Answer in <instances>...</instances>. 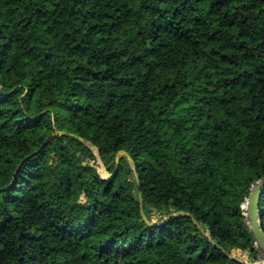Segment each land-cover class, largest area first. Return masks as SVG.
<instances>
[{
    "label": "trees",
    "instance_id": "trees-1",
    "mask_svg": "<svg viewBox=\"0 0 264 264\" xmlns=\"http://www.w3.org/2000/svg\"><path fill=\"white\" fill-rule=\"evenodd\" d=\"M263 176L264 0H0V264L255 262Z\"/></svg>",
    "mask_w": 264,
    "mask_h": 264
},
{
    "label": "water",
    "instance_id": "water-1",
    "mask_svg": "<svg viewBox=\"0 0 264 264\" xmlns=\"http://www.w3.org/2000/svg\"><path fill=\"white\" fill-rule=\"evenodd\" d=\"M72 136L76 137L81 142H89L88 140H86V139H84L82 137L75 136V135H72ZM91 147H95V146L91 144L90 148ZM97 154H98V156L100 158V163H101V165H102V167L104 169L105 168V164H104V162L102 161V159H101V157L99 155V150L98 149H97ZM119 154L126 155L128 157V159L131 161V158L128 156V154L125 151H119V153L116 156V166L119 163V158H120ZM132 166L134 167L133 163H132ZM112 176L113 175L111 174V175L106 176L104 178L108 179V178H111ZM263 192H264V176L262 178H260L259 180H257L256 183L252 186L250 194H249L246 202L242 205V207L245 209L244 215L246 216L247 223H248V226H249V230L251 231V233L253 234V236L255 238L256 245L264 253V232H263V230L261 228V223H260V219H259L260 196H261V194ZM81 197L84 199L83 196H81ZM139 203H140V206L142 207V198H141L140 194H139ZM225 252L228 255H230L232 258H235V256H233L230 252H228L226 250H225ZM242 262L245 263V264H253V263H250V262H244V261H242Z\"/></svg>",
    "mask_w": 264,
    "mask_h": 264
},
{
    "label": "rangeland",
    "instance_id": "rangeland-1",
    "mask_svg": "<svg viewBox=\"0 0 264 264\" xmlns=\"http://www.w3.org/2000/svg\"><path fill=\"white\" fill-rule=\"evenodd\" d=\"M80 141V140H79ZM81 142V141H80ZM82 150L88 151L91 150L93 153L94 158H88L86 160V162L95 165L97 167L98 172L101 174V176L106 177L111 175V173L107 172V169L105 168V171L103 170V167L100 163V158L97 154V148L96 147H86L85 145L82 147ZM122 154H119V156ZM80 201H83V198L80 199ZM153 221L156 219L155 216H153ZM233 256L237 257L238 259L244 261V262H248L249 261V257H248V253L246 251H242V250H233L231 253ZM253 264H264V253L262 252L259 256V259L255 262H250Z\"/></svg>",
    "mask_w": 264,
    "mask_h": 264
},
{
    "label": "bare ground",
    "instance_id": "bare-ground-1",
    "mask_svg": "<svg viewBox=\"0 0 264 264\" xmlns=\"http://www.w3.org/2000/svg\"><path fill=\"white\" fill-rule=\"evenodd\" d=\"M103 170H105V168Z\"/></svg>",
    "mask_w": 264,
    "mask_h": 264
}]
</instances>
